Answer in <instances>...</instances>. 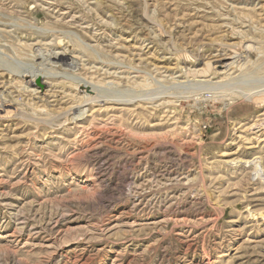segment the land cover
I'll return each mask as SVG.
<instances>
[{"label": "rangeland", "instance_id": "374dc122", "mask_svg": "<svg viewBox=\"0 0 264 264\" xmlns=\"http://www.w3.org/2000/svg\"><path fill=\"white\" fill-rule=\"evenodd\" d=\"M0 264H264V0H0Z\"/></svg>", "mask_w": 264, "mask_h": 264}, {"label": "bare ground", "instance_id": "6f19581e", "mask_svg": "<svg viewBox=\"0 0 264 264\" xmlns=\"http://www.w3.org/2000/svg\"><path fill=\"white\" fill-rule=\"evenodd\" d=\"M61 53V52H60ZM60 53H58V54H53L54 55V57H53V62H55V61H59L60 60V58H63V60L65 59V56L64 55H62V54H60ZM66 53V52H65ZM67 54V53H66ZM42 59V58H41ZM47 59H49V58H47ZM46 60V59H45ZM71 66L73 67V68H76V62L75 63H72L71 64ZM77 68H78V66H77ZM76 68V69H77ZM65 69V68H64ZM75 70V69H74ZM31 74H32V72H30ZM33 78L32 79H34V81L32 82V83H34L35 81L37 82V79L39 78V75L38 74H34L33 76H32ZM39 85H41V82H38V86ZM87 89V88H86ZM95 99V98H94ZM98 101V100H97ZM10 105H8V104H4L3 105V108L4 109H6L7 107H9ZM7 112V111H6ZM165 165V164H164ZM99 166V165H98ZM101 166V165H100ZM172 170V169H171Z\"/></svg>", "mask_w": 264, "mask_h": 264}]
</instances>
